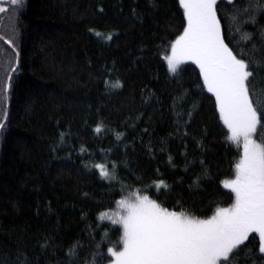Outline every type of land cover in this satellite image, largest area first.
I'll return each mask as SVG.
<instances>
[{
    "label": "trees",
    "instance_id": "1",
    "mask_svg": "<svg viewBox=\"0 0 264 264\" xmlns=\"http://www.w3.org/2000/svg\"><path fill=\"white\" fill-rule=\"evenodd\" d=\"M217 7L229 47H260L264 14L255 25L241 22V32L256 34L245 43L241 32L227 31L230 5L221 0ZM19 15L20 62L10 73L6 105L0 94V119L8 113V131L0 139V259L17 264V254L25 253L31 264H61L74 242L83 259L102 239L100 251L107 256L108 241L116 242L121 230L98 214L137 189L143 194L147 187L165 207L199 218L231 203L222 181L234 178L242 150L227 139L214 97L197 87L198 68L189 62L173 77L162 59L160 46L183 30L179 0H27ZM13 26L11 11L0 14V35L12 38ZM109 33L110 42L104 39ZM13 55L0 42V85ZM117 80L122 88L105 86ZM253 88L256 102H264V71L256 70ZM113 162L116 179L110 183L94 165L111 171ZM158 178L170 186L160 189L165 194L152 183ZM256 247L250 237L239 264H264Z\"/></svg>",
    "mask_w": 264,
    "mask_h": 264
},
{
    "label": "snow or ice",
    "instance_id": "2",
    "mask_svg": "<svg viewBox=\"0 0 264 264\" xmlns=\"http://www.w3.org/2000/svg\"><path fill=\"white\" fill-rule=\"evenodd\" d=\"M220 2L179 0L185 21L183 30L174 41L160 47L165 53L162 59L170 76L179 77L182 65L189 62L198 68L201 83L197 87L214 97L219 120L228 130L227 139L242 150L235 163L234 178L222 181L223 187L230 189L231 203L226 207L217 206L210 216L199 218L182 208L175 210L165 207L147 194V187L143 194L137 189L115 201L114 210L98 214L100 221H111L121 230L116 242L108 241L107 256L100 251L104 242L102 239L95 244L96 251L89 250L81 259L78 248L82 246L77 241L68 248L67 259L61 264H103L104 260L108 264H239L238 254L243 250L242 246L247 248L250 237L257 243L254 250L256 255L264 261V102H256L258 97H254L253 88L256 70L264 71V28L259 32V48L252 43L250 50L245 52L237 42V51H234L226 42L225 25L221 22L217 7ZM224 2L232 8L230 14H225V20L228 22L227 31L233 36L241 32V22L255 25L257 16L264 14V0H248L242 5L239 0ZM4 3L5 0H0V14L11 11L16 25L11 28L12 38L0 35V42L9 46L14 54L5 69L4 83L0 85V94L6 105L12 88L13 76L10 73L17 72L19 67L20 53L15 37L19 34V13L26 7L27 0H7V7ZM90 31L97 37L103 35L92 29ZM254 35L241 32L245 43L253 41ZM104 39L110 42L112 34H107ZM257 52L260 53L259 58ZM105 86L113 89L123 87L119 80L111 84L105 81ZM184 95H187V91ZM182 100L183 96L177 97L174 106H178ZM185 115L188 118L185 122L187 128L192 112ZM7 119L8 113L5 111L0 119V139L8 131ZM94 131L101 133L102 124ZM64 135L60 133L61 144ZM122 135L117 133L116 139L120 140ZM85 151L82 146L80 152ZM171 160L169 156V162ZM200 163L203 164V161ZM94 167L99 170L103 180L111 183L116 179L115 162L111 171L104 163ZM203 175H207L206 170ZM199 179L193 182L197 187ZM152 183L158 194H165L160 193V189L170 187L162 178ZM104 237H108L107 231ZM46 247L47 244L41 245L42 249ZM16 260L17 264H31L25 253H18ZM0 264L6 262L0 259Z\"/></svg>",
    "mask_w": 264,
    "mask_h": 264
},
{
    "label": "flooded vegetation",
    "instance_id": "3",
    "mask_svg": "<svg viewBox=\"0 0 264 264\" xmlns=\"http://www.w3.org/2000/svg\"><path fill=\"white\" fill-rule=\"evenodd\" d=\"M4 6H5V7L7 6V0H5ZM9 58H10V57H9Z\"/></svg>",
    "mask_w": 264,
    "mask_h": 264
},
{
    "label": "rangeland",
    "instance_id": "4",
    "mask_svg": "<svg viewBox=\"0 0 264 264\" xmlns=\"http://www.w3.org/2000/svg\"><path fill=\"white\" fill-rule=\"evenodd\" d=\"M232 179V178H231ZM226 207V206H225Z\"/></svg>",
    "mask_w": 264,
    "mask_h": 264
}]
</instances>
